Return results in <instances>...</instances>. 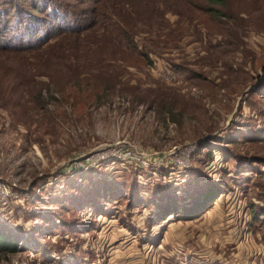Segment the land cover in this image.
Returning <instances> with one entry per match:
<instances>
[{"label": "rangeland", "instance_id": "374dc122", "mask_svg": "<svg viewBox=\"0 0 264 264\" xmlns=\"http://www.w3.org/2000/svg\"><path fill=\"white\" fill-rule=\"evenodd\" d=\"M65 2L97 12L95 53L137 95L63 99L37 76L34 108L0 75L13 92L0 100V227L17 238L0 264H264V0ZM114 145L166 158L137 168ZM206 177L224 189L195 219L150 224L151 206L130 204L135 183L187 201Z\"/></svg>", "mask_w": 264, "mask_h": 264}, {"label": "trees", "instance_id": "16d2710c", "mask_svg": "<svg viewBox=\"0 0 264 264\" xmlns=\"http://www.w3.org/2000/svg\"><path fill=\"white\" fill-rule=\"evenodd\" d=\"M65 1L0 0V75L8 72L13 74L11 80L18 85V94L29 98L34 108L42 102L40 92L45 84L35 80L37 76L50 77L51 84L63 99L77 92L80 99L89 98L93 92L96 95L99 92L108 95L107 93L119 90L133 96L137 95L133 86L127 85L124 81L122 86L116 87L119 82L112 79L114 74L107 72V57L95 53V48L104 44V32L98 33V28L94 25L97 12L88 11L89 8L86 12L75 14L72 12L73 8L66 9ZM205 1L209 5L208 10L211 11L216 10L214 6L224 4V0ZM9 81L0 78V84L5 85L0 87V100L5 102L11 98L9 93H13H5L8 90L7 84L12 82ZM31 89L35 90L37 95L32 97ZM164 109L171 112L169 106ZM206 155H209L208 150ZM207 161L209 162L210 158ZM189 172L194 171L190 168ZM96 185H93L94 195L97 196V192L101 191V196L105 197L103 182L98 179ZM138 186L135 183L129 189L130 204L150 205L148 217L150 224H159L169 215L176 221L195 219L210 207L224 189L222 181L211 182L206 177L204 184L190 191L186 201L181 196L170 195L171 188L176 191L174 187L161 185L153 188L150 196L145 198L140 196L144 194ZM147 189L150 191V187ZM101 196L96 198H103ZM114 196H109V200ZM11 231L0 227L2 254L16 250L17 238Z\"/></svg>", "mask_w": 264, "mask_h": 264}, {"label": "built area", "instance_id": "2783aa9c", "mask_svg": "<svg viewBox=\"0 0 264 264\" xmlns=\"http://www.w3.org/2000/svg\"><path fill=\"white\" fill-rule=\"evenodd\" d=\"M108 156L110 158L119 159L135 165V167H146L148 164H159V161L165 160L166 155L161 153H141L134 147L130 146H110ZM1 192V189H0ZM10 264H27V261L21 256H16L10 262Z\"/></svg>", "mask_w": 264, "mask_h": 264}, {"label": "crops", "instance_id": "0c3cea01", "mask_svg": "<svg viewBox=\"0 0 264 264\" xmlns=\"http://www.w3.org/2000/svg\"><path fill=\"white\" fill-rule=\"evenodd\" d=\"M189 221V220H188ZM186 222V221H185Z\"/></svg>", "mask_w": 264, "mask_h": 264}]
</instances>
